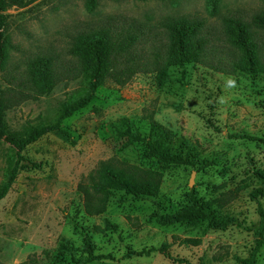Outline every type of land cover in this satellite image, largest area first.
<instances>
[{
    "label": "rangeland",
    "instance_id": "374dc122",
    "mask_svg": "<svg viewBox=\"0 0 264 264\" xmlns=\"http://www.w3.org/2000/svg\"><path fill=\"white\" fill-rule=\"evenodd\" d=\"M23 1L25 8L4 12L8 59L0 71V90L7 89L8 80L37 57L55 55L61 68L68 66L72 38L111 16L147 25L151 37L161 36L160 23L165 19H199L214 46L210 58H227L224 19L239 12L248 17L264 9V0H96L91 12L85 8L86 0ZM81 87L80 81L63 80L49 94L8 109V132L23 135L32 126L51 123ZM149 118L171 135L174 150L193 152V166L163 168L144 157L143 144L126 145L123 131L131 128L146 136ZM61 129L21 153L27 167L0 201V262L71 264L68 259L61 261L63 257L55 262L58 246L66 239L79 256L85 230L91 234L95 253L108 257L90 264H241L249 257L260 221L258 206L264 213V197L254 201L249 196L261 186L254 172L264 171V144L243 137L264 141V74L225 75L207 64H190L170 68L162 88L154 74H136L123 87L106 80L92 102L63 121ZM183 142L185 150L180 146ZM113 158L161 172L159 196L117 193L104 214L87 216L78 185L99 162ZM14 160L15 150L0 140V181ZM237 189L236 196L227 194L235 198L218 209L222 194ZM191 191L195 201L209 202L204 211L209 219L192 226L156 223L155 213L173 214L188 206ZM223 215L235 222L225 230L211 229L209 220ZM104 220L115 229L95 232L96 226L104 228ZM182 239L200 243L185 246ZM164 243L170 244L172 258L184 262L175 263L158 252ZM254 264H264V246Z\"/></svg>",
    "mask_w": 264,
    "mask_h": 264
},
{
    "label": "trees",
    "instance_id": "16d2710c",
    "mask_svg": "<svg viewBox=\"0 0 264 264\" xmlns=\"http://www.w3.org/2000/svg\"><path fill=\"white\" fill-rule=\"evenodd\" d=\"M146 1V0H136ZM177 3L180 0H160ZM27 6L23 0H0V71H4L8 59L6 15L4 12L12 7L23 9ZM96 0H86L85 8L91 12L95 9ZM227 58L213 56L210 35L204 31V22L186 16L165 19L160 23V37L147 34V25L134 20H119L109 17L94 26H88L75 35L67 49L71 62L68 66H59L55 55L41 56L26 64L18 76L8 80L7 89L0 90V140L15 150V160L0 181V201L7 195L20 172L27 167L22 164L21 153L42 136L61 132L63 121L74 113L86 108L95 98L96 91L106 80L112 81L119 87L125 86L136 74H154L155 82L162 88L169 79V69L183 67L190 64H202L214 71L233 75L242 73L255 77L264 74V9L248 17L239 12V16L224 19L222 24ZM149 48H146L147 45ZM63 80L80 81V91L63 103L56 118L48 124L32 126L23 135L10 133L5 122L8 109L18 105L26 99H37L49 94L56 84ZM149 121V133L142 136L139 132L127 128L122 133L126 145L141 143L144 146V157L152 158L163 168L171 166H193L191 161L194 154L190 149L185 150L187 143H180L182 151L174 150L171 135L152 118ZM251 141L263 142L255 137H243ZM37 167L36 163H29ZM254 176L260 182V187L250 192L252 200L264 197V171L256 170ZM162 184V173L128 164L118 159L99 162L85 179L78 185L82 196L83 211L87 216L95 217L105 213L108 203L117 193L133 198L156 199ZM234 192L223 193L217 200L218 209H223L236 196ZM193 191L188 195L189 205L173 214L155 213L153 218L161 226L181 224L192 226L199 221L209 219L204 211L210 206L209 202H197L193 198ZM124 199L118 201L123 202ZM260 221L255 231L254 247L246 260L241 264H254L255 255L264 246V213L258 206ZM235 220L223 215L209 220L211 229L225 230ZM104 228L96 226L95 232L115 229L108 220H104ZM182 245L197 246V239H182ZM169 243H164L157 250L175 263H183L172 258L168 249ZM59 262L63 257L71 264H90L108 257L96 254L88 230L83 231L82 245L78 256V249L68 240L63 239L58 246ZM34 263V261H33ZM0 264H3L0 262ZM22 264H27L26 262Z\"/></svg>",
    "mask_w": 264,
    "mask_h": 264
},
{
    "label": "water",
    "instance_id": "95a60500",
    "mask_svg": "<svg viewBox=\"0 0 264 264\" xmlns=\"http://www.w3.org/2000/svg\"><path fill=\"white\" fill-rule=\"evenodd\" d=\"M193 184V175L191 176L190 180H189V187H192Z\"/></svg>",
    "mask_w": 264,
    "mask_h": 264
}]
</instances>
